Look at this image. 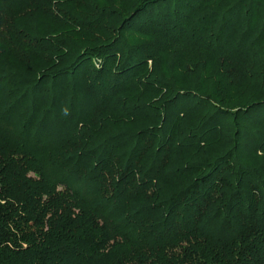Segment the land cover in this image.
Returning <instances> with one entry per match:
<instances>
[{"label": "trees", "instance_id": "1", "mask_svg": "<svg viewBox=\"0 0 264 264\" xmlns=\"http://www.w3.org/2000/svg\"><path fill=\"white\" fill-rule=\"evenodd\" d=\"M0 264H264V0H0Z\"/></svg>", "mask_w": 264, "mask_h": 264}]
</instances>
